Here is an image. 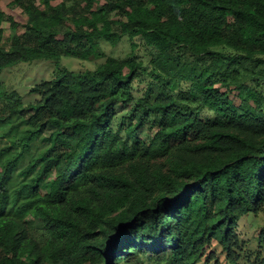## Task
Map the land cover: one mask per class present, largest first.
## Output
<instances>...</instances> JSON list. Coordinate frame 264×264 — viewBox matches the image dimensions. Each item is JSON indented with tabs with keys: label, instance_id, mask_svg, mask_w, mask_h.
<instances>
[{
	"label": "trees",
	"instance_id": "1",
	"mask_svg": "<svg viewBox=\"0 0 264 264\" xmlns=\"http://www.w3.org/2000/svg\"><path fill=\"white\" fill-rule=\"evenodd\" d=\"M7 7L0 73L104 61L59 69L29 104L0 83V264H240L239 221L264 210V0ZM126 38L142 40L148 68L107 55Z\"/></svg>",
	"mask_w": 264,
	"mask_h": 264
},
{
	"label": "rangeland",
	"instance_id": "2",
	"mask_svg": "<svg viewBox=\"0 0 264 264\" xmlns=\"http://www.w3.org/2000/svg\"><path fill=\"white\" fill-rule=\"evenodd\" d=\"M13 0H0V6L8 13L17 16L18 11L8 9L7 5ZM62 0H57L61 2ZM4 40H9L15 35V31L11 30L8 24L3 25ZM133 43L136 45L134 49ZM107 55L117 58H126L131 55H136L141 59L148 68V63L151 59L148 49L144 46L142 40L124 39L116 46L103 44ZM104 59H94L91 61H81L72 57H63L60 61L53 60H36L31 62H19L9 68L4 69L0 73V83L5 89L16 91L26 104L35 102L40 99L38 94L32 92V88L53 79L54 74L59 69H67L72 72L94 70L102 63ZM151 84V79L147 74L143 73L136 80L135 86L139 94H143ZM232 101L237 105L240 102L239 97L232 93L230 95ZM117 125V124H116ZM33 228L36 230V235H40V224L31 220ZM238 232L242 242V250L240 251V264H253L256 260L257 253L264 248V210L260 214L250 213L239 221ZM263 235L261 239L260 236ZM211 251L216 253V258L223 259L221 248L215 245ZM132 264H154L146 259L138 263ZM199 264H206L204 261ZM210 264H215V260Z\"/></svg>",
	"mask_w": 264,
	"mask_h": 264
}]
</instances>
